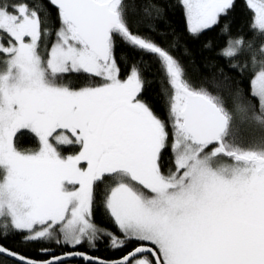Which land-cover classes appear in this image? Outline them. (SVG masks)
Here are the masks:
<instances>
[{"label":"snow or ice","instance_id":"snow-or-ice-1","mask_svg":"<svg viewBox=\"0 0 264 264\" xmlns=\"http://www.w3.org/2000/svg\"><path fill=\"white\" fill-rule=\"evenodd\" d=\"M242 2L233 35L237 0H0V264H264V0ZM172 8L193 40L220 27L213 59L159 27ZM101 238L131 248L78 250Z\"/></svg>","mask_w":264,"mask_h":264},{"label":"trees","instance_id":"trees-1","mask_svg":"<svg viewBox=\"0 0 264 264\" xmlns=\"http://www.w3.org/2000/svg\"><path fill=\"white\" fill-rule=\"evenodd\" d=\"M174 3V0H172ZM55 10L53 9V13ZM251 16V13L248 12L243 5L242 0H237V6L235 10L230 14L229 20L231 21V32L235 35L240 29H243L245 33H247V22ZM171 26L175 29V31L183 38L184 42L187 44L188 48L191 50L193 55L196 57L197 63L200 64L204 60H209L214 58V51H207L203 48V44L212 40L214 50L217 47L223 46L225 43V37L220 35V27H217L213 31L206 32L203 36L199 38V40H193L190 38L184 30V18L182 15V11L179 8H172L167 12V24L163 22H159V27L161 29H165L168 26ZM143 31V30H142ZM154 35V34H153ZM157 42L163 43V39L160 36H155ZM169 40L171 37L168 38ZM121 51H128L129 49L118 47L116 54L119 58ZM175 56L180 58L184 63L188 62V57L182 55V50H177L173 53ZM217 63L223 64V61L218 60ZM127 69L121 65V76L123 77L126 73ZM247 88V84H245ZM160 86L158 83H150L146 85L144 92V99H146L154 108L156 113L161 117H166V106L164 104V99L159 95ZM21 143L28 147H34L35 141L31 136H25L22 138ZM94 219L99 224L100 227L108 228L110 231H115L114 226L110 225L107 222H104L103 210L101 208H96ZM5 246L13 247L18 251H29L33 255H35L34 249L39 247V245H30L25 249L24 247H20L16 244V240L13 238H9L8 240L2 241ZM97 247L95 249L89 248L87 243L78 246V250L80 251H88L90 255H94L97 257L104 258L106 260H115L120 258L123 254L130 250L131 245L128 248L123 250L113 251L108 247V240L106 238H101V240L97 241ZM48 246H50L54 251L60 253L62 251H68L69 249L66 246H57L54 243L49 242ZM72 264H81L79 261H73Z\"/></svg>","mask_w":264,"mask_h":264},{"label":"rangeland","instance_id":"rangeland-1","mask_svg":"<svg viewBox=\"0 0 264 264\" xmlns=\"http://www.w3.org/2000/svg\"><path fill=\"white\" fill-rule=\"evenodd\" d=\"M51 243H54V242H51Z\"/></svg>","mask_w":264,"mask_h":264}]
</instances>
